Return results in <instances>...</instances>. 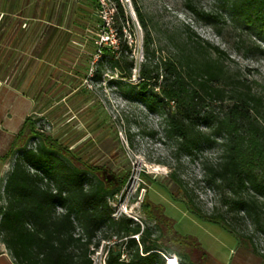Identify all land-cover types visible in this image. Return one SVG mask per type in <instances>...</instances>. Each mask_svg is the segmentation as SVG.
Segmentation results:
<instances>
[{
	"label": "rangeland",
	"instance_id": "374dc122",
	"mask_svg": "<svg viewBox=\"0 0 264 264\" xmlns=\"http://www.w3.org/2000/svg\"><path fill=\"white\" fill-rule=\"evenodd\" d=\"M15 2L19 3L18 10L28 2L25 14L46 23L44 36L32 37L36 54L49 48L45 61L34 65L30 75L32 87L14 90L15 78H9V84H0V119L8 115L13 120L12 125L0 126V209L6 205L4 187L18 157L25 146L36 148L43 135L74 153L80 167L104 169L110 177L124 181L112 202L119 215L137 219L153 229L155 224L145 214L144 205L165 207V214L176 222V231L196 237L205 251L203 256L179 244H170V257H176L179 264L180 256L187 264H264V233L256 231L249 219L242 218L243 214H226L228 194L205 181L204 165L219 158L221 139L204 146L194 157L178 155L174 140L165 134V113L169 108L163 113L150 111L138 98L136 87L147 58L145 31L136 16L135 4L152 32V63L175 60L181 51L197 54L193 50L197 41L209 42L226 53L223 60L230 74L262 91L264 54L248 43L246 35L226 17L222 2L121 0L126 16L133 22L132 26L126 25L122 41L117 37L116 8L110 0H0V13L6 11L5 18ZM189 4L205 17L197 19L188 9ZM206 15L215 19L208 20ZM8 23L6 18L0 26V50L7 49L0 54L1 81L10 72V60L14 58L11 48L16 37L4 44ZM241 39L247 43L237 51ZM125 40L131 52L123 56L126 61L136 62L131 79L122 78L112 67L111 56L104 52L111 49L120 56ZM201 53L217 58L210 51ZM51 62L56 63L52 68ZM120 79L124 81L122 87L115 83ZM151 86L156 87V83ZM37 96L43 104L38 105ZM24 101L28 104L23 105ZM37 106L29 117L31 125L20 129L25 110ZM30 127L34 135L29 132ZM16 130H20L17 136L10 134ZM188 199L207 216L224 215L244 239L238 240L217 224L201 221L191 212ZM104 257L100 249L93 256L94 264H103ZM0 264H13L1 241Z\"/></svg>",
	"mask_w": 264,
	"mask_h": 264
},
{
	"label": "trees",
	"instance_id": "16d2710c",
	"mask_svg": "<svg viewBox=\"0 0 264 264\" xmlns=\"http://www.w3.org/2000/svg\"><path fill=\"white\" fill-rule=\"evenodd\" d=\"M110 1L116 8L115 28L122 41L126 25L133 22L121 0ZM216 1L222 2L226 17L246 35L248 43L264 54V0ZM134 8L145 31L147 58L136 86L138 98L153 112L169 108L165 134L174 140L178 155L194 157L204 146L221 139L219 158L204 165L205 181L228 194L226 214H243L256 231L264 233V89L255 90L246 80L230 74L223 60L226 53L205 41H197L193 47L197 54L181 51L175 60L152 63V32L137 4ZM188 9L197 19L205 17L194 5L189 4ZM245 43L241 39L237 51ZM202 51L217 58L202 56ZM104 52L122 78H132L136 62L123 56L131 52L126 40L120 56L111 49ZM123 82L115 83L122 87ZM152 82L156 87L152 88ZM30 121L26 120L23 130ZM29 129L34 135L33 128ZM40 140L36 148L24 147L4 187L0 241L13 264H94L93 256L102 246L106 264H167L173 243L205 256L199 240L180 235L176 222L161 205H144L145 214L155 224L153 229L125 215L116 219L112 202L124 181L110 177L104 169L80 167L74 153L49 137L40 135ZM188 206L201 221L244 239L224 215L207 216L189 199ZM180 258V264H187Z\"/></svg>",
	"mask_w": 264,
	"mask_h": 264
},
{
	"label": "crops",
	"instance_id": "0c3cea01",
	"mask_svg": "<svg viewBox=\"0 0 264 264\" xmlns=\"http://www.w3.org/2000/svg\"><path fill=\"white\" fill-rule=\"evenodd\" d=\"M28 2L21 4V9L19 8V3L15 2L12 3L10 6L13 10L10 12V15H7L6 18L10 20V23H8V27L5 30V36L6 40L4 41V44L7 45L8 39L11 37L12 40L16 37L15 43L13 44L12 41V48L11 52L14 55V58L10 60L11 62V70L6 75L5 79L3 81L0 80L3 84L10 83L9 81L13 78L16 79V83L12 86L14 90H17L20 92L22 89H29L33 85L31 84L30 75L31 72L33 73V70L35 69L34 65L36 62L43 63L45 61V55H47V50L49 47H45L38 54H36L37 49L32 45V37L36 36L42 37L44 36L45 28L44 25L46 24L44 20H41L40 18L31 17L27 14H25V9L29 7ZM3 13H6V11L3 10V12L0 13V26L3 23V21L6 19L3 16ZM7 49L0 50V54L3 52L5 53ZM49 53V50H48ZM60 56V52L58 54ZM52 65L50 68H52L54 65H56L55 62H51ZM41 77V76H40ZM10 78V80H9ZM38 98V105H41L44 103L43 100H39L40 96H37ZM25 102V101H24ZM28 101H26L23 105H27ZM36 108H30L25 110V114L23 116V124L20 129L24 126L26 120L34 113ZM12 117L5 115L3 119H0V126L6 127L8 123H11L12 125ZM18 131V132H17ZM20 133V130H16V132H10V134L17 136ZM4 246V245H3ZM5 250L7 251L6 247L4 246ZM8 252V251H7ZM8 256V255H6Z\"/></svg>",
	"mask_w": 264,
	"mask_h": 264
},
{
	"label": "built area",
	"instance_id": "2783aa9c",
	"mask_svg": "<svg viewBox=\"0 0 264 264\" xmlns=\"http://www.w3.org/2000/svg\"><path fill=\"white\" fill-rule=\"evenodd\" d=\"M121 216H123V215H119L118 213H117V211L115 210V214H114V217L116 218V219H118L119 217H121ZM126 216V215H125ZM128 217V216H127ZM130 218V217H129ZM132 219V218H131ZM134 220V219H133ZM135 221L136 222H138V223H140L141 225H143V223H141L139 220H137V219H135ZM137 239H139V237H136ZM101 250L103 251V253H105L104 252V249H103V246L101 247ZM99 252V251H98ZM105 259H106V254H105V257H104V260H103V264H106V262H105ZM123 259H126V256L124 255L123 256Z\"/></svg>",
	"mask_w": 264,
	"mask_h": 264
},
{
	"label": "bare ground",
	"instance_id": "6f19581e",
	"mask_svg": "<svg viewBox=\"0 0 264 264\" xmlns=\"http://www.w3.org/2000/svg\"><path fill=\"white\" fill-rule=\"evenodd\" d=\"M167 262L168 264H179L176 257H169Z\"/></svg>",
	"mask_w": 264,
	"mask_h": 264
}]
</instances>
